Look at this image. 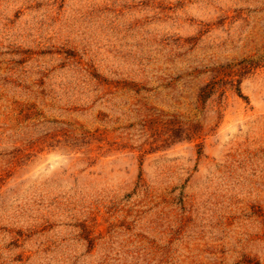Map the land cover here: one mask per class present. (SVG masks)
<instances>
[{"label": "rangeland", "instance_id": "374dc122", "mask_svg": "<svg viewBox=\"0 0 264 264\" xmlns=\"http://www.w3.org/2000/svg\"><path fill=\"white\" fill-rule=\"evenodd\" d=\"M0 264H264V0H0Z\"/></svg>", "mask_w": 264, "mask_h": 264}]
</instances>
